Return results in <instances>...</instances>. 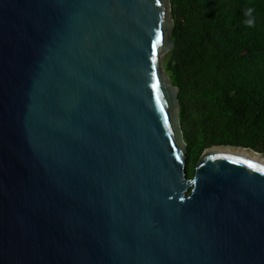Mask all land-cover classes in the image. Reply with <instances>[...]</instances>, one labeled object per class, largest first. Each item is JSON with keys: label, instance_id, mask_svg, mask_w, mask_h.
<instances>
[{"label": "water", "instance_id": "obj_1", "mask_svg": "<svg viewBox=\"0 0 264 264\" xmlns=\"http://www.w3.org/2000/svg\"><path fill=\"white\" fill-rule=\"evenodd\" d=\"M170 21L0 0V264H264V154L213 146L188 177Z\"/></svg>", "mask_w": 264, "mask_h": 264}, {"label": "trees", "instance_id": "obj_2", "mask_svg": "<svg viewBox=\"0 0 264 264\" xmlns=\"http://www.w3.org/2000/svg\"><path fill=\"white\" fill-rule=\"evenodd\" d=\"M168 1L175 47L164 71L178 89L188 177L213 146L264 154V0Z\"/></svg>", "mask_w": 264, "mask_h": 264}, {"label": "rangeland", "instance_id": "obj_3", "mask_svg": "<svg viewBox=\"0 0 264 264\" xmlns=\"http://www.w3.org/2000/svg\"><path fill=\"white\" fill-rule=\"evenodd\" d=\"M167 6H168L169 20H171L170 23H172L171 5H170V1H168V0H167ZM165 58L166 57H163V55H161V57H160V61H159V64H158L159 73H160V75L162 77V81H163V84L165 85V87H167L169 89L176 90L169 83L168 77H167V75H166V73L164 71V61H165ZM174 94H175V91H174ZM173 101H174V104H175V107H176V118H178L179 107H178L177 102H175V100H174V95H173Z\"/></svg>", "mask_w": 264, "mask_h": 264}, {"label": "clouds", "instance_id": "obj_4", "mask_svg": "<svg viewBox=\"0 0 264 264\" xmlns=\"http://www.w3.org/2000/svg\"><path fill=\"white\" fill-rule=\"evenodd\" d=\"M246 20L245 23L248 26H252L255 22L254 9L249 7L245 12Z\"/></svg>", "mask_w": 264, "mask_h": 264}, {"label": "snow or ice", "instance_id": "obj_5", "mask_svg": "<svg viewBox=\"0 0 264 264\" xmlns=\"http://www.w3.org/2000/svg\"><path fill=\"white\" fill-rule=\"evenodd\" d=\"M157 2H159V0H157ZM161 40V35L160 33H157V36H156V43H159ZM153 48H155V44L153 45ZM153 59H155V55H153ZM249 167H252V168H255L257 169L258 171H261V172H264V166H259L251 161H247Z\"/></svg>", "mask_w": 264, "mask_h": 264}, {"label": "bare ground", "instance_id": "obj_6", "mask_svg": "<svg viewBox=\"0 0 264 264\" xmlns=\"http://www.w3.org/2000/svg\"><path fill=\"white\" fill-rule=\"evenodd\" d=\"M255 155H258V154H255Z\"/></svg>", "mask_w": 264, "mask_h": 264}]
</instances>
